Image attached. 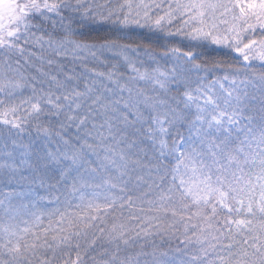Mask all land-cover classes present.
<instances>
[{"label": "snow or ice", "instance_id": "obj_1", "mask_svg": "<svg viewBox=\"0 0 264 264\" xmlns=\"http://www.w3.org/2000/svg\"><path fill=\"white\" fill-rule=\"evenodd\" d=\"M0 264H264V0H0Z\"/></svg>", "mask_w": 264, "mask_h": 264}, {"label": "trees", "instance_id": "obj_2", "mask_svg": "<svg viewBox=\"0 0 264 264\" xmlns=\"http://www.w3.org/2000/svg\"><path fill=\"white\" fill-rule=\"evenodd\" d=\"M97 32L99 33L100 36H103L106 34L103 29H97ZM133 32H134V35L131 38L134 40L143 41L148 36L146 30L134 29ZM95 34L96 32L93 33V35ZM176 39H179V38H176ZM202 59H216V60L225 61L226 63H232L231 56L229 54H226V52L224 51L208 50V52L205 54V56L202 57Z\"/></svg>", "mask_w": 264, "mask_h": 264}]
</instances>
